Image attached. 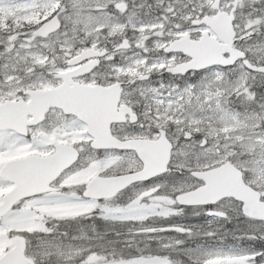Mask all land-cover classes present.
Masks as SVG:
<instances>
[{
    "label": "snow or ice",
    "instance_id": "obj_1",
    "mask_svg": "<svg viewBox=\"0 0 264 264\" xmlns=\"http://www.w3.org/2000/svg\"><path fill=\"white\" fill-rule=\"evenodd\" d=\"M0 264H264V0H0Z\"/></svg>",
    "mask_w": 264,
    "mask_h": 264
}]
</instances>
